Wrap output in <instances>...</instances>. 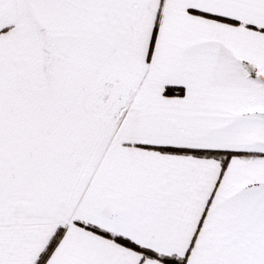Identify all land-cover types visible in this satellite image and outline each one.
Wrapping results in <instances>:
<instances>
[{
  "label": "snow or ice",
  "instance_id": "6c2138e0",
  "mask_svg": "<svg viewBox=\"0 0 264 264\" xmlns=\"http://www.w3.org/2000/svg\"><path fill=\"white\" fill-rule=\"evenodd\" d=\"M0 264H264V0H0Z\"/></svg>",
  "mask_w": 264,
  "mask_h": 264
}]
</instances>
